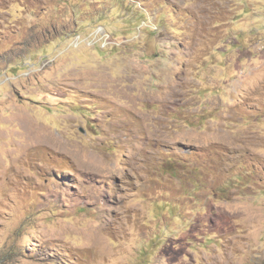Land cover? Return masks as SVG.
I'll return each instance as SVG.
<instances>
[{
	"label": "rangeland",
	"instance_id": "obj_1",
	"mask_svg": "<svg viewBox=\"0 0 264 264\" xmlns=\"http://www.w3.org/2000/svg\"><path fill=\"white\" fill-rule=\"evenodd\" d=\"M0 264H264V0H0Z\"/></svg>",
	"mask_w": 264,
	"mask_h": 264
}]
</instances>
